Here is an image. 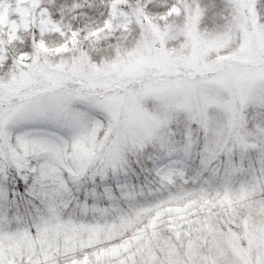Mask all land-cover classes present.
Returning a JSON list of instances; mask_svg holds the SVG:
<instances>
[{
	"label": "snow or ice",
	"instance_id": "6c2138e0",
	"mask_svg": "<svg viewBox=\"0 0 264 264\" xmlns=\"http://www.w3.org/2000/svg\"><path fill=\"white\" fill-rule=\"evenodd\" d=\"M0 264H264V0H0Z\"/></svg>",
	"mask_w": 264,
	"mask_h": 264
}]
</instances>
